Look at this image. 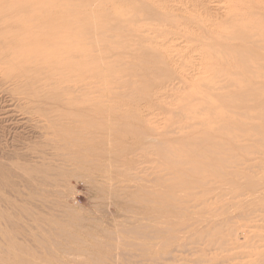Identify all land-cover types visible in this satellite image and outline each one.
I'll return each mask as SVG.
<instances>
[{
	"label": "rangeland",
	"instance_id": "374dc122",
	"mask_svg": "<svg viewBox=\"0 0 264 264\" xmlns=\"http://www.w3.org/2000/svg\"><path fill=\"white\" fill-rule=\"evenodd\" d=\"M70 8L101 42L105 179L93 181L92 165L75 173L54 158L52 169L9 180L0 202L15 205L0 204V264H264V190L255 191L264 178V81L253 78L264 60L249 43L264 33V0H70ZM224 71L244 74L228 86ZM199 72L197 83H177ZM7 99L0 96L5 152L39 141L10 110L24 103ZM205 105L239 132L214 134L212 149ZM242 128L246 148L235 137ZM220 153L258 164L225 185L216 178L226 171ZM200 169L209 185H200Z\"/></svg>",
	"mask_w": 264,
	"mask_h": 264
},
{
	"label": "bare ground",
	"instance_id": "6f19581e",
	"mask_svg": "<svg viewBox=\"0 0 264 264\" xmlns=\"http://www.w3.org/2000/svg\"><path fill=\"white\" fill-rule=\"evenodd\" d=\"M194 21H196L194 22L196 25L197 23L199 24V22L203 23L201 20L197 19H194ZM259 35H262L259 36V41H249L251 45L250 49L257 54L259 59L264 60V33L262 32ZM226 60L228 61L229 59ZM103 63L104 57L102 56L100 40L96 34L87 30L84 23L82 24L79 19L73 17L70 8V0H0V80L2 86L0 96L6 97L7 95V103H10V107H15L16 104L21 105V103H24L22 108L15 107L10 110H18L15 111L19 118L17 122L19 123L20 120L23 125L29 126L34 132L39 134V136L36 137L39 141L30 143L24 142L23 144L25 146H22V149H19L18 145H16V147L13 146L15 149L6 151L9 153L0 150V190H4L3 187L6 185L9 186V180L36 175L37 172L42 170V166L44 167L49 164L50 169H52L54 163L51 161L54 158L61 161L62 165L73 169L75 173L83 164L92 165L94 166L92 176L95 179L93 181L98 183L105 179L103 178L104 173L101 168L105 143L101 123L103 117L106 115L104 114L105 103L103 104L102 101L105 78L102 68ZM241 65H243L242 62ZM234 66L239 67L240 64ZM200 70L201 69H199V71ZM260 70L261 68L256 66L253 78L256 80L261 78L264 81V73L261 75ZM224 72L223 75L226 78L224 81L228 82V86L230 85L229 79L231 83H233V76L237 75L236 78H241L244 74V72L236 74ZM213 73L214 76H216V71ZM202 74L203 72H199L195 80H189L185 76L183 78L180 77L177 83H197V80L202 79V77L198 75ZM236 81L238 80H235V85ZM227 85H225L224 89L228 87ZM3 87L6 89H3ZM221 90L222 89H220V91ZM216 96H218L219 100H223V102L227 99L223 94ZM228 98H230V96ZM234 106L238 108V105ZM207 107L208 105H205V108ZM207 109L211 118L202 122L203 126L202 123L201 126L204 128L208 140H206V138L204 140V137L201 139L207 141L205 144L207 149H212L218 147L214 134L224 132L225 129H227L225 132L228 131L229 133L230 131H237L238 127H235L236 124L234 121L228 124L225 121L226 116H218V107L212 105V107ZM234 112L235 111L231 113L236 115L237 113ZM172 113L175 114L176 112ZM242 113L241 111L239 117L243 115ZM9 114H7V117H9ZM108 117L106 115V118ZM218 118L219 121L217 120ZM242 122L240 123L242 124ZM222 123L224 124L222 125ZM113 124L114 123H112V125ZM208 129H210V131H208ZM225 132L223 134H225ZM240 132L242 133L238 134L239 136H235V133L230 136L238 137L237 143H240L247 133L249 134L245 129ZM237 133L239 132L237 131ZM225 136L228 137L227 135ZM226 137H224L225 141L227 140ZM154 138H147V141H155L156 139L153 140ZM196 140H198V138ZM231 140L235 141V138L232 137ZM244 140L242 142L248 141L247 139L246 141ZM195 144H197L196 141L192 147V144H190V147L193 148L196 146ZM200 144L202 143L200 142ZM242 144H240V146H238V144L236 145L238 148H241ZM244 145L245 144H243V147L246 148L247 146ZM19 147L21 148V146ZM196 149L198 150L197 146ZM200 149H203V147ZM221 151L227 153V150L221 149ZM206 152L210 154L212 151L207 150ZM224 153L220 154L223 155ZM194 154H197L196 150L193 151V155ZM187 156V158L190 157L189 154ZM217 160L219 161L217 162L218 167L226 171L224 176L218 173L216 178H223L222 182H224L225 185L230 183L228 180H230L231 177L244 174L247 170L253 171L258 164V162L256 164L247 163L246 159L241 162L239 161L240 159H237L231 154H224V157ZM214 161L212 163L213 165ZM117 163L118 158L112 159L110 161L111 166H108L115 167ZM208 167L209 166L203 168L204 172L209 169ZM201 170L202 169L199 170V175L204 173L201 172ZM219 171L220 170H218V172ZM204 174L205 175L202 176L203 178L199 182L202 186L209 185L206 180L209 175L208 173ZM101 178L103 179L99 180ZM263 181L264 178L257 184L258 188H256L255 191L264 190ZM254 184H256V182H254ZM222 186H224V184ZM253 192L254 191H252V193ZM236 195L239 197L243 196L242 192H237ZM259 195L264 194L260 193ZM4 202L5 201L0 202V204L10 207L15 205L14 203Z\"/></svg>",
	"mask_w": 264,
	"mask_h": 264
}]
</instances>
